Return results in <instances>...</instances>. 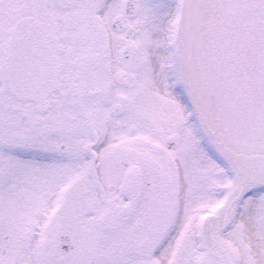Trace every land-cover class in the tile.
Listing matches in <instances>:
<instances>
[{
	"label": "snow or ice",
	"instance_id": "6c2138e0",
	"mask_svg": "<svg viewBox=\"0 0 264 264\" xmlns=\"http://www.w3.org/2000/svg\"><path fill=\"white\" fill-rule=\"evenodd\" d=\"M0 264H264V0H0Z\"/></svg>",
	"mask_w": 264,
	"mask_h": 264
}]
</instances>
